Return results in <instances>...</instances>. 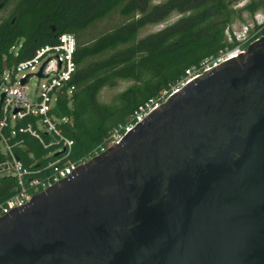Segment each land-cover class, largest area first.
Segmentation results:
<instances>
[{
	"label": "water",
	"instance_id": "water-1",
	"mask_svg": "<svg viewBox=\"0 0 264 264\" xmlns=\"http://www.w3.org/2000/svg\"><path fill=\"white\" fill-rule=\"evenodd\" d=\"M0 264H264V36L0 217Z\"/></svg>",
	"mask_w": 264,
	"mask_h": 264
},
{
	"label": "trees",
	"instance_id": "trees-1",
	"mask_svg": "<svg viewBox=\"0 0 264 264\" xmlns=\"http://www.w3.org/2000/svg\"><path fill=\"white\" fill-rule=\"evenodd\" d=\"M152 1L17 0L13 12L0 19V73L33 56L41 45L56 43L66 32L77 36L76 89L71 96L60 95L54 110L59 118L68 119L59 128L74 141L70 160L88 157L139 104L172 88L186 70L241 43L233 33L228 34L237 19L235 5L241 0ZM9 2L0 0V10ZM263 6L264 0H250L245 9L255 15ZM117 9L127 17L125 23L90 43L81 39L82 31ZM175 13L179 17L174 22L138 38L144 27L167 22ZM262 36L264 21L248 30L244 46L248 49ZM20 41L16 55L12 47ZM106 52L110 54L95 58ZM118 80L133 84L116 94L112 103L101 101V91L116 86ZM44 137L50 139L47 133ZM10 142L16 156L35 176H41L37 170L57 157L56 147L45 148L30 134H19ZM17 188L15 177L0 176V205L13 197Z\"/></svg>",
	"mask_w": 264,
	"mask_h": 264
},
{
	"label": "built area",
	"instance_id": "built-area-1",
	"mask_svg": "<svg viewBox=\"0 0 264 264\" xmlns=\"http://www.w3.org/2000/svg\"><path fill=\"white\" fill-rule=\"evenodd\" d=\"M247 39L248 33L243 39H237L241 43L236 47L223 50L217 57L207 58L200 66L186 70V75L172 88L161 90L156 96L139 104L123 124L113 129L106 143L78 161L69 159L74 141L59 128L60 123L68 119L59 118L54 111L59 96H71L76 89L73 82L78 69L75 33L66 32L60 35L56 43L41 45L33 56L0 73V176H12L18 181L17 193L0 205V217L26 204L34 194L55 185L88 159L122 140L152 110L160 107L187 83L208 69L245 52L247 47L244 43ZM21 45L22 41L14 45L12 52L17 55ZM33 76L42 80V83L30 97L27 83ZM23 79L25 83H22ZM2 93L5 94L3 100ZM28 117L31 120L19 124ZM44 133L50 137L49 140H46ZM19 134H30L45 148L56 147V159L37 170L41 176H35V172L26 167L14 153L10 140Z\"/></svg>",
	"mask_w": 264,
	"mask_h": 264
},
{
	"label": "rangeland",
	"instance_id": "rangeland-1",
	"mask_svg": "<svg viewBox=\"0 0 264 264\" xmlns=\"http://www.w3.org/2000/svg\"><path fill=\"white\" fill-rule=\"evenodd\" d=\"M17 0H10L9 4L0 10V19L8 17L14 10ZM165 0H153V4L161 3ZM250 0H241L235 5L237 9V19L235 23L231 26V31L228 32L229 36L233 33L236 36V39H243L244 36H247V31L252 30L255 23H261L264 21V6L259 9L255 15H252L249 11L245 9V5L248 4ZM179 17L178 14H173L172 17L164 23L161 24H150L144 27L138 38L144 37L150 33L157 32L167 26L169 23L174 22ZM127 21V17L123 15L119 9L112 11L105 18L94 22L91 26L80 33L81 39L87 43L92 42L97 37L101 36L106 32H110L118 26L122 25ZM231 40V38H230ZM110 52L103 53L100 56L95 58H104L108 56ZM42 80L37 77H31L28 80L27 86L29 90V95L32 97L37 89L40 88ZM133 84V81L129 80H118L116 86L114 87H105L100 94V100L105 103H112L116 94L126 89L128 86Z\"/></svg>",
	"mask_w": 264,
	"mask_h": 264
},
{
	"label": "crops",
	"instance_id": "crops-1",
	"mask_svg": "<svg viewBox=\"0 0 264 264\" xmlns=\"http://www.w3.org/2000/svg\"><path fill=\"white\" fill-rule=\"evenodd\" d=\"M77 37V36H76ZM77 42H78V39H77Z\"/></svg>",
	"mask_w": 264,
	"mask_h": 264
}]
</instances>
